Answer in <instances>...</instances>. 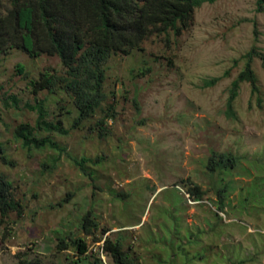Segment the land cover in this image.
Returning <instances> with one entry per match:
<instances>
[{
	"label": "rangeland",
	"instance_id": "obj_1",
	"mask_svg": "<svg viewBox=\"0 0 264 264\" xmlns=\"http://www.w3.org/2000/svg\"><path fill=\"white\" fill-rule=\"evenodd\" d=\"M258 53L264 9L257 0L205 3L180 35H152L110 57L104 101L74 127L79 113L70 95L31 83L42 72L63 74L59 56L2 52L0 146L11 162L0 158V174L20 207L0 211V264H115L107 241L120 242L135 264H264ZM248 62L257 90L242 81L229 114L233 82ZM40 101L46 119L61 120L67 132L37 135L60 149L28 150L15 136L21 123L37 127ZM222 153L233 161L211 169L210 157ZM89 211L97 225L87 231ZM76 237L85 239V253Z\"/></svg>",
	"mask_w": 264,
	"mask_h": 264
},
{
	"label": "trees",
	"instance_id": "obj_2",
	"mask_svg": "<svg viewBox=\"0 0 264 264\" xmlns=\"http://www.w3.org/2000/svg\"><path fill=\"white\" fill-rule=\"evenodd\" d=\"M216 1L0 0V54L19 48L31 57L44 53L59 56L65 69L63 74L42 72L31 83L35 91L49 89L55 94L62 89L70 95L78 109L79 115L74 122V127H78L99 109L105 99V64L110 57L131 53L152 35H180L192 23L197 8ZM257 5L262 11L264 0H257ZM258 55L264 63V54ZM18 67L23 70L21 64ZM217 80L215 78L205 84L209 86ZM242 81H250L257 90V77L251 62L233 82L228 101L229 114H233L232 102ZM36 108L39 111L37 127L21 123L15 130V136L28 150L44 146L60 149L52 137L40 138L36 131L44 128L50 132H67L62 129L61 120L52 122L46 119L49 113L43 101ZM0 158L4 163L11 162L1 146ZM232 158L227 153L213 154L209 159L210 168L215 169L217 163L225 166L226 161H233ZM83 161L85 159L76 160L79 165H83ZM11 188V181L0 174V211L3 216L10 209L19 210L20 207L12 196ZM91 213L89 211L83 218V228L87 231L92 225H97ZM73 242L80 253L87 251L84 238L76 237ZM103 247L112 254L115 264H135L120 242L107 241Z\"/></svg>",
	"mask_w": 264,
	"mask_h": 264
}]
</instances>
